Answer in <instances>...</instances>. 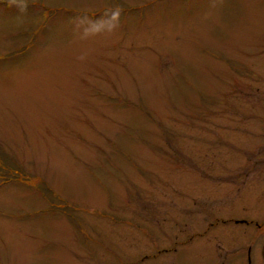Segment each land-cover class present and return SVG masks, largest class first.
<instances>
[{"label": "rangeland", "instance_id": "374dc122", "mask_svg": "<svg viewBox=\"0 0 264 264\" xmlns=\"http://www.w3.org/2000/svg\"><path fill=\"white\" fill-rule=\"evenodd\" d=\"M259 231L264 0H0V264H264Z\"/></svg>", "mask_w": 264, "mask_h": 264}, {"label": "clouds", "instance_id": "9594fccd", "mask_svg": "<svg viewBox=\"0 0 264 264\" xmlns=\"http://www.w3.org/2000/svg\"><path fill=\"white\" fill-rule=\"evenodd\" d=\"M22 10H26L27 5H19ZM122 9L119 6L105 10L99 18H92L86 13L78 14L69 20L74 35L79 39H88L90 37L99 36L102 34H112L120 27V17ZM85 55L78 57L84 60Z\"/></svg>", "mask_w": 264, "mask_h": 264}, {"label": "flooded vegetation", "instance_id": "af4514ba", "mask_svg": "<svg viewBox=\"0 0 264 264\" xmlns=\"http://www.w3.org/2000/svg\"><path fill=\"white\" fill-rule=\"evenodd\" d=\"M224 222H226V221H224ZM233 222L235 223H237V224H247L248 223V226H250V225H252L251 227H247V228H249V229H253L254 227H256V226H258L260 229H262V226L258 223V222H256V221H254V220H247V222H246V220H244V221H235V220H233ZM258 224V225H257ZM239 228H240V226H238ZM251 230H247V231H245V234H248V233H250V231ZM260 232V231H259ZM264 234V232H260V237H261V235H263ZM239 235H240V233H238V234H236V236L237 237H239ZM192 238H193V236H191ZM190 237V238H191ZM263 240H264V238H263ZM253 247V245H249L248 246V257H249V263H250V258H251V251H252V247ZM176 249L177 248H174V250L176 251ZM167 251L169 250V251H171V249H166ZM218 250H220V248H218ZM236 254H240V252L237 250V251H233L232 252V254L230 255V256H224V255H226V253L224 252L223 253V256H222V254L221 253H218V258H216V260H214L215 262H216V264L218 263V264H236V261L234 260L235 259V255ZM222 257H224V261L223 260H221L222 259ZM213 260V259H212Z\"/></svg>", "mask_w": 264, "mask_h": 264}]
</instances>
